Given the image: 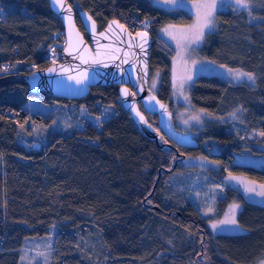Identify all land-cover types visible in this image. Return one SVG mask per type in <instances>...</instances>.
<instances>
[{
  "label": "trees",
  "instance_id": "obj_1",
  "mask_svg": "<svg viewBox=\"0 0 264 264\" xmlns=\"http://www.w3.org/2000/svg\"><path fill=\"white\" fill-rule=\"evenodd\" d=\"M155 1L68 0L75 11H87L99 29L117 19L132 33H149V77L158 72L155 94L167 103L173 50L158 32L188 22L191 14ZM249 1L247 8L217 10L215 27L203 34L197 53L251 74L254 82L227 83L201 74L188 89L192 106L214 117L202 136L214 138L223 149L208 156L221 158L219 173L230 157L226 154L234 155L231 149L241 146L227 131L230 123L217 117L239 111L240 125L258 129L264 143V0ZM62 30L48 0H0V264H21L25 240L47 236L51 227L49 264H254L264 257V204L246 200L239 189L225 188L212 219L229 203H239L236 220L242 233H212L208 218L193 203L169 202L163 193L169 174L193 168L182 165L184 156L207 153L180 147L163 134L157 141L143 135L122 106L117 85L93 86L78 99L31 91L25 77L51 63L48 53L63 42ZM31 64L35 68H27ZM32 98L56 103L58 109L83 107L97 117L105 107L115 113L97 125L51 131L39 140L29 137L25 125L55 117L53 111L30 114L24 105ZM138 104L159 132L156 115ZM231 170L264 182V164L239 161Z\"/></svg>",
  "mask_w": 264,
  "mask_h": 264
},
{
  "label": "rangeland",
  "instance_id": "obj_2",
  "mask_svg": "<svg viewBox=\"0 0 264 264\" xmlns=\"http://www.w3.org/2000/svg\"><path fill=\"white\" fill-rule=\"evenodd\" d=\"M156 2L165 8L181 7L191 14L188 22L168 24L161 27L158 32L161 39L173 50L170 57V99L166 104L171 112V120L175 128L194 137H201L202 149L207 153L205 156L202 154V156L199 154L184 156L182 165L184 163V165L193 168H181L169 174L164 184L163 193L169 202L177 206H181L188 201L193 203L201 215L208 218L207 226L212 233H242L245 230L238 223L235 226L219 224V221L224 220L226 214L230 213L231 206L233 205L236 206V219L237 213L241 208L239 203H229L225 206L224 211L222 210L223 214L219 218H212L215 217L220 206H222L218 199L224 196L226 187L232 186L239 189L248 201L264 204V195H260L264 191V182H257L231 170V164H237L239 161L243 164H264V143L261 140V132L256 128L245 130L238 122L240 115L237 116L239 112L237 110L217 117L219 121H228L230 123L227 131L235 136V143L241 146L231 149L234 155L230 153L226 154L230 155V157L224 160L222 172L219 173L221 168L219 160L221 158L211 156L213 159L211 160L208 156L212 155L211 153H222L223 149L216 144L214 138L202 136V129L208 127V124L205 125V123L214 117L211 116V112L207 113L192 106L189 100L188 89L191 88L194 77L201 74L215 75L227 83L245 81L252 84L254 82V77L251 74L239 69L219 65L199 56L197 53V48L201 43L203 34L215 27V12L217 10L247 8L250 5V1L244 0L243 3H238V0H215L216 7L213 13V23L211 26L203 29L202 35L194 31L195 26L198 24V11L203 12L202 9L198 10L197 4L210 2V0H173L171 3L168 0H156ZM197 36H199L198 39L196 38ZM63 46L64 42L55 43L51 46L48 53V58L51 62L58 59L61 51L60 48L62 49ZM27 68L33 69L35 66L31 64ZM249 76H251V79ZM187 77H191V79H187ZM181 80H183L182 87L180 86ZM158 82V72L154 71L151 73L148 81V87L154 93L157 91ZM24 107L30 114H34L35 112L42 114L54 112V120L48 123L40 122L39 125L27 123L25 125L24 130L29 129L30 131L29 137L32 136L39 140H43V136L48 135L51 131H72L76 128H82L87 123L97 125L100 120L115 113L114 108L105 107L103 115L97 117L87 113L83 107L74 109L67 105L58 109V104L43 103L36 98L29 99ZM193 117H199V119H193ZM254 150L257 152H254ZM189 175L192 176L189 178ZM215 175H220V177L216 179L211 178ZM249 187L254 188L255 191H246ZM213 224H217L218 227L214 229L212 227ZM50 231V234L47 236L32 237L25 240L26 247L21 248V252H23L21 264H49V257L46 254L47 252L54 251L52 249L54 228L51 227ZM94 261L96 262V260ZM254 264H264V257Z\"/></svg>",
  "mask_w": 264,
  "mask_h": 264
},
{
  "label": "water",
  "instance_id": "obj_3",
  "mask_svg": "<svg viewBox=\"0 0 264 264\" xmlns=\"http://www.w3.org/2000/svg\"><path fill=\"white\" fill-rule=\"evenodd\" d=\"M48 4L62 22L64 46L58 60L25 77L31 91L78 99L93 86L117 85L122 106L143 135L157 141L163 134L180 147L199 148L194 136L175 128L168 106L148 87L151 37L147 31L132 33L117 19L107 21L99 29L87 11H75L68 0H48ZM139 102L144 111L156 115L159 132L150 125Z\"/></svg>",
  "mask_w": 264,
  "mask_h": 264
},
{
  "label": "snow or ice",
  "instance_id": "obj_4",
  "mask_svg": "<svg viewBox=\"0 0 264 264\" xmlns=\"http://www.w3.org/2000/svg\"><path fill=\"white\" fill-rule=\"evenodd\" d=\"M169 3L173 2V0H168ZM244 0H238V3H243ZM62 3H61V7H62ZM215 0H210V2H204V3H200L197 4V8L198 10H203V12L201 13L200 11H198V24L195 26L194 31L199 32L202 35L203 29L205 27H209L212 25L213 23V13L215 11ZM114 23H118V22H114ZM111 27V26H110ZM123 27V26H121ZM165 31H167V29H165ZM171 34V33H170ZM175 38V36H174ZM183 38V37H182ZM197 39L199 38V36L196 37ZM51 70V69H50ZM249 78L251 79V76H249ZM187 79H191V77H187ZM79 82V81H78ZM180 86H183V80H181V84ZM127 90H125V95H127ZM193 119H199V117H193ZM246 191H255L254 188H247ZM260 195H264V191H262L260 193ZM235 208L236 206L233 205L231 206V211L229 214H226V218L224 220L219 221L220 225H232L235 226L237 225V221L235 219ZM212 227L215 229L218 227L217 224H213Z\"/></svg>",
  "mask_w": 264,
  "mask_h": 264
},
{
  "label": "flooded vegetation",
  "instance_id": "obj_5",
  "mask_svg": "<svg viewBox=\"0 0 264 264\" xmlns=\"http://www.w3.org/2000/svg\"><path fill=\"white\" fill-rule=\"evenodd\" d=\"M195 138L199 141V149L198 150L202 149V142H201L202 138L201 137H195Z\"/></svg>",
  "mask_w": 264,
  "mask_h": 264
}]
</instances>
